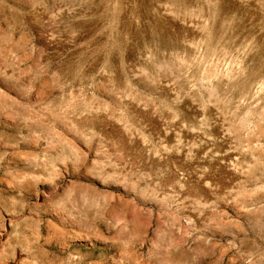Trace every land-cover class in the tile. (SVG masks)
Instances as JSON below:
<instances>
[{"label": "rangeland", "instance_id": "374dc122", "mask_svg": "<svg viewBox=\"0 0 264 264\" xmlns=\"http://www.w3.org/2000/svg\"><path fill=\"white\" fill-rule=\"evenodd\" d=\"M0 264H264V0H0Z\"/></svg>", "mask_w": 264, "mask_h": 264}]
</instances>
